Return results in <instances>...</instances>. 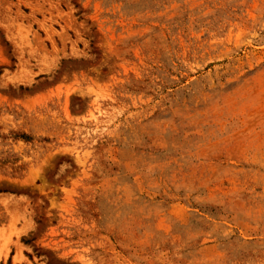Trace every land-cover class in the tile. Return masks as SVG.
Here are the masks:
<instances>
[{
	"label": "rangeland",
	"instance_id": "374dc122",
	"mask_svg": "<svg viewBox=\"0 0 264 264\" xmlns=\"http://www.w3.org/2000/svg\"><path fill=\"white\" fill-rule=\"evenodd\" d=\"M0 264H264V0H0Z\"/></svg>",
	"mask_w": 264,
	"mask_h": 264
}]
</instances>
